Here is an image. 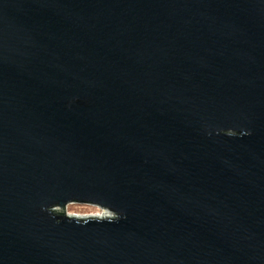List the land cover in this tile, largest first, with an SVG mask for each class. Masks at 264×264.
I'll use <instances>...</instances> for the list:
<instances>
[{
	"label": "water",
	"instance_id": "obj_1",
	"mask_svg": "<svg viewBox=\"0 0 264 264\" xmlns=\"http://www.w3.org/2000/svg\"><path fill=\"white\" fill-rule=\"evenodd\" d=\"M0 264H264V0H0Z\"/></svg>",
	"mask_w": 264,
	"mask_h": 264
},
{
	"label": "clouds",
	"instance_id": "obj_2",
	"mask_svg": "<svg viewBox=\"0 0 264 264\" xmlns=\"http://www.w3.org/2000/svg\"><path fill=\"white\" fill-rule=\"evenodd\" d=\"M233 136H240V135H233ZM124 216L125 213L123 211L112 210L108 206H98V207H93L86 212H81V213L70 212L67 214V218L69 221L75 219L77 222L83 221L84 223H87L89 220H97V221L107 220L109 222H113L121 219Z\"/></svg>",
	"mask_w": 264,
	"mask_h": 264
},
{
	"label": "rangeland",
	"instance_id": "obj_3",
	"mask_svg": "<svg viewBox=\"0 0 264 264\" xmlns=\"http://www.w3.org/2000/svg\"><path fill=\"white\" fill-rule=\"evenodd\" d=\"M93 207H98V206L90 205V204L69 203V204L64 206V209L63 208H56L59 210L55 209V212L56 213H64V214H68L70 212L71 213H81V212H86Z\"/></svg>",
	"mask_w": 264,
	"mask_h": 264
}]
</instances>
